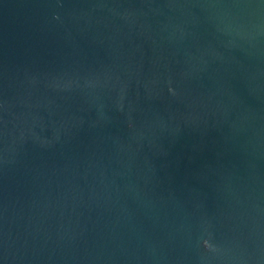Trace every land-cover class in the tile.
<instances>
[{
  "label": "water",
  "instance_id": "water-1",
  "mask_svg": "<svg viewBox=\"0 0 264 264\" xmlns=\"http://www.w3.org/2000/svg\"><path fill=\"white\" fill-rule=\"evenodd\" d=\"M0 264H264V0H0Z\"/></svg>",
  "mask_w": 264,
  "mask_h": 264
}]
</instances>
